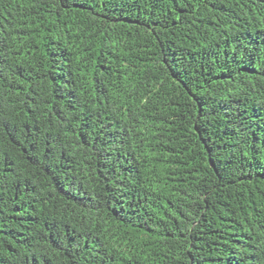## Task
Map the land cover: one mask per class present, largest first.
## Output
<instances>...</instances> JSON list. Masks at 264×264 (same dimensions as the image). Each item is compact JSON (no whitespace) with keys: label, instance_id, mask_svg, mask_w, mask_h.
<instances>
[{"label":"trees","instance_id":"1","mask_svg":"<svg viewBox=\"0 0 264 264\" xmlns=\"http://www.w3.org/2000/svg\"><path fill=\"white\" fill-rule=\"evenodd\" d=\"M0 264H264V0H0Z\"/></svg>","mask_w":264,"mask_h":264}]
</instances>
